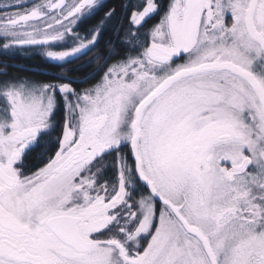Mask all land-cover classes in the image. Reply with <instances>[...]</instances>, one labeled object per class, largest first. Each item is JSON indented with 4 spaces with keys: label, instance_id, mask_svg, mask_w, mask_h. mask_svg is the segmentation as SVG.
I'll list each match as a JSON object with an SVG mask.
<instances>
[{
    "label": "snow or ice",
    "instance_id": "snow-or-ice-1",
    "mask_svg": "<svg viewBox=\"0 0 264 264\" xmlns=\"http://www.w3.org/2000/svg\"><path fill=\"white\" fill-rule=\"evenodd\" d=\"M24 49L0 264H264V0H0Z\"/></svg>",
    "mask_w": 264,
    "mask_h": 264
},
{
    "label": "trees",
    "instance_id": "trees-1",
    "mask_svg": "<svg viewBox=\"0 0 264 264\" xmlns=\"http://www.w3.org/2000/svg\"><path fill=\"white\" fill-rule=\"evenodd\" d=\"M104 39H107V35ZM100 46L103 47V40L101 41ZM22 51L24 53L23 55L21 54V51H16L14 53L0 51V61L32 68L37 74L43 73L49 68L44 58L41 56L40 51L35 49H24ZM40 78L44 77L41 76Z\"/></svg>",
    "mask_w": 264,
    "mask_h": 264
}]
</instances>
